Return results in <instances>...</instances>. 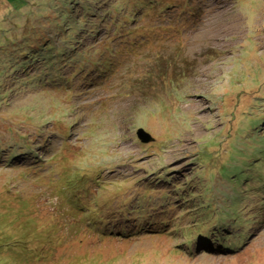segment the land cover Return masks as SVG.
Returning <instances> with one entry per match:
<instances>
[{
	"label": "rangeland",
	"instance_id": "obj_1",
	"mask_svg": "<svg viewBox=\"0 0 264 264\" xmlns=\"http://www.w3.org/2000/svg\"><path fill=\"white\" fill-rule=\"evenodd\" d=\"M70 4L0 65V264H264V0Z\"/></svg>",
	"mask_w": 264,
	"mask_h": 264
},
{
	"label": "trees",
	"instance_id": "obj_2",
	"mask_svg": "<svg viewBox=\"0 0 264 264\" xmlns=\"http://www.w3.org/2000/svg\"><path fill=\"white\" fill-rule=\"evenodd\" d=\"M70 1H72V0H20V2H18L17 0H16V2H13L11 0L10 1L0 0V4L2 5V7H0V9H2V12H0V26L3 25L1 23L2 21L5 24V20H6L5 16L9 15L10 13H14V14L18 13V15L21 16V18L26 17V20L24 21V23L22 24L21 27L27 26V28H28V25H30V26H32V30H33V33H31V32L29 33V29L24 30V31L21 30V33L25 34V36L19 35V38H18L19 42L17 44H16V42L10 41L9 39H7V40H9L10 42L7 41L5 36H4L5 30H0V33L3 34V35H0V65H3V66L7 65L8 64L7 60L9 58L19 61V58H21V57L32 58L36 54L44 55L43 51H38V49L40 47H45V49H47L48 52L52 51V53H59L63 57H68V56L71 57L69 55L70 54L69 51H72V49H75L72 44L64 43V46L67 49V52L69 54L66 53L65 49L62 47L53 48L52 44H48L47 46L45 44L40 45L39 43L33 44L34 41H37L38 39H40L39 37H43L42 38L43 43L46 42L47 35L46 34H39V31L41 30L40 25H43V24H49L50 23L51 25L59 27L61 30L65 28L64 26L74 28L76 30L83 29V28H81V25L84 21L81 22V20L91 13L90 12L91 8L85 9L80 4H78L81 6V7L80 6L78 7V8H80V10L74 11V10H71L72 4H70ZM73 1H75V0H73ZM76 1L82 2V0H76ZM85 2H87V0H83V3H84L83 5H88V4H85ZM136 5L137 4H134L135 7H137ZM4 8H6L8 10V12H6V13L3 12ZM74 14H77L78 18L75 17ZM124 19L129 20V18H127V17H125ZM130 19H132V17ZM102 24H104V23L102 22L101 25ZM66 37H71V34L70 35L67 34ZM20 42H23V44H19ZM78 43H80V41ZM48 54L52 58L53 63H55V64L58 63L59 65L62 64L59 62H55L54 56L51 55L50 53H48ZM34 68H35V63L32 64V62H30V66H29L28 70H26L24 73L26 75H28L29 71L31 69H34ZM2 72H5L6 75L8 73L5 70H3ZM8 78H9V76H8ZM21 83L25 85V83L23 81L20 83H17V84L21 85ZM34 83H35L34 87H36V84H42L41 81L40 82H34ZM3 99H5L6 101H10V97H8V96L4 97ZM247 113H251L252 116L254 115L253 111L247 112ZM253 125H255V124H253ZM246 129H249V128L246 126ZM253 215H255V213H253ZM243 222H246V221L243 220ZM243 225H245V224H243ZM238 230H240V229H238ZM215 232H217V230H213L212 233L206 237L201 236V239L199 240L198 243L203 242V240H204L206 246L207 245L216 246L217 242L219 240V237L218 236L216 238L214 237V235H216ZM198 243H195L194 245L197 246ZM218 244H219V242H218Z\"/></svg>",
	"mask_w": 264,
	"mask_h": 264
},
{
	"label": "bare ground",
	"instance_id": "obj_3",
	"mask_svg": "<svg viewBox=\"0 0 264 264\" xmlns=\"http://www.w3.org/2000/svg\"><path fill=\"white\" fill-rule=\"evenodd\" d=\"M195 18H197V15H195V16L193 17V19H195Z\"/></svg>",
	"mask_w": 264,
	"mask_h": 264
}]
</instances>
